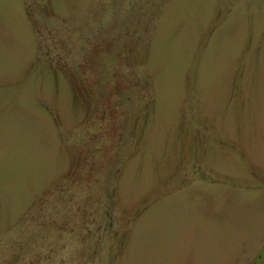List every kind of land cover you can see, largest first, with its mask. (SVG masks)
<instances>
[{
    "label": "rangeland",
    "instance_id": "rangeland-1",
    "mask_svg": "<svg viewBox=\"0 0 264 264\" xmlns=\"http://www.w3.org/2000/svg\"><path fill=\"white\" fill-rule=\"evenodd\" d=\"M0 264H264V0H0Z\"/></svg>",
    "mask_w": 264,
    "mask_h": 264
}]
</instances>
